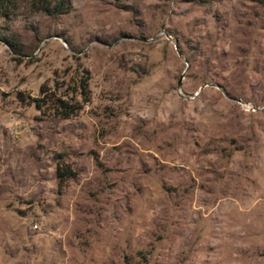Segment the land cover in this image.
I'll use <instances>...</instances> for the list:
<instances>
[{"label":"rangeland","instance_id":"1","mask_svg":"<svg viewBox=\"0 0 264 264\" xmlns=\"http://www.w3.org/2000/svg\"><path fill=\"white\" fill-rule=\"evenodd\" d=\"M51 2L0 9V264H264V0Z\"/></svg>","mask_w":264,"mask_h":264},{"label":"trees","instance_id":"2","mask_svg":"<svg viewBox=\"0 0 264 264\" xmlns=\"http://www.w3.org/2000/svg\"><path fill=\"white\" fill-rule=\"evenodd\" d=\"M9 0H0V9L5 8ZM41 10L46 12L49 16H56L68 11L69 2L68 0H52L47 6L40 7ZM0 40L7 44L15 52H21L19 43L13 39H8L3 37L0 33ZM79 93L81 95L85 94L86 81L80 79L77 83ZM34 108L40 110L42 107H50L52 113L59 118H68L74 114L77 106L69 104L64 97H50L45 95L44 98H35L31 100ZM55 177L57 180V185L60 187L65 181L73 179L75 173L70 169V167L64 163H58L55 170Z\"/></svg>","mask_w":264,"mask_h":264},{"label":"water","instance_id":"3","mask_svg":"<svg viewBox=\"0 0 264 264\" xmlns=\"http://www.w3.org/2000/svg\"><path fill=\"white\" fill-rule=\"evenodd\" d=\"M178 86H179V83H178ZM203 86H205V84Z\"/></svg>","mask_w":264,"mask_h":264}]
</instances>
